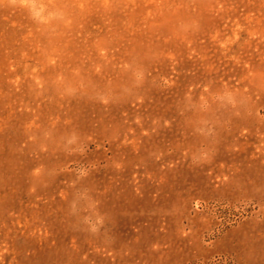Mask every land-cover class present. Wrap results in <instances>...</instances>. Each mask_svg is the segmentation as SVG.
<instances>
[{"label":"rangeland","instance_id":"1","mask_svg":"<svg viewBox=\"0 0 264 264\" xmlns=\"http://www.w3.org/2000/svg\"><path fill=\"white\" fill-rule=\"evenodd\" d=\"M33 2L0 4V264H264V0Z\"/></svg>","mask_w":264,"mask_h":264},{"label":"clouds","instance_id":"2","mask_svg":"<svg viewBox=\"0 0 264 264\" xmlns=\"http://www.w3.org/2000/svg\"><path fill=\"white\" fill-rule=\"evenodd\" d=\"M10 4L13 6H17L24 9H32L34 12L37 8H39L40 11H43V9L47 6L45 4L37 5L33 2V0H9ZM4 3V0H0V4ZM36 15H39V12H35ZM47 22L46 20L44 21Z\"/></svg>","mask_w":264,"mask_h":264}]
</instances>
